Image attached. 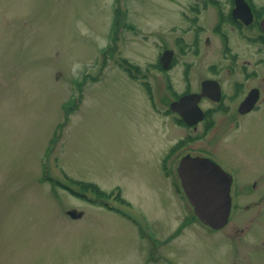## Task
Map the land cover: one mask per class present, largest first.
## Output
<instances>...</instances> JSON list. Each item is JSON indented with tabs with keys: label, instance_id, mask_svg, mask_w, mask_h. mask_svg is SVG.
I'll use <instances>...</instances> for the list:
<instances>
[{
	"label": "rangeland",
	"instance_id": "1",
	"mask_svg": "<svg viewBox=\"0 0 264 264\" xmlns=\"http://www.w3.org/2000/svg\"><path fill=\"white\" fill-rule=\"evenodd\" d=\"M215 11L213 0H0V264H264V104L208 135L169 109L187 81L227 78L231 51H258L257 28L214 34ZM166 48L176 62L161 71ZM212 145L238 195L220 230L192 218L176 171Z\"/></svg>",
	"mask_w": 264,
	"mask_h": 264
},
{
	"label": "flooded vegetation",
	"instance_id": "2",
	"mask_svg": "<svg viewBox=\"0 0 264 264\" xmlns=\"http://www.w3.org/2000/svg\"><path fill=\"white\" fill-rule=\"evenodd\" d=\"M248 1L254 15L253 20L249 22H245V19L242 17L234 15L233 9L236 0H229L227 9L220 7V3H218L219 5L214 3L217 8V11L214 13V24L216 27L212 32L214 34H226V28L229 25L233 31H239V29L255 30L254 28H257L261 33L260 21L264 17V14L259 17L256 10L260 7H257L252 0ZM260 33L257 32L255 35H249L251 36V42L249 43L258 50L251 53V58L246 57L245 54L232 53L231 51L227 72L225 73L227 78L220 77L217 71H211L210 77H206L200 81L199 85H196L194 88L189 87L190 81H187V84H189L188 87L183 92L175 95L173 99H179L187 93L200 92L202 91L204 81H216L218 83L213 85L212 82H208L206 85L208 94L204 95L199 101L200 106L205 111V116L196 125L189 126L190 129L197 131L199 124L204 123L203 125L206 129L205 134L208 135L214 130L216 131L219 124H224L225 126L228 121L233 123L231 126L239 127V122H243L245 117L250 116L263 106L264 72L261 71L260 66L264 63V56L260 55V47L262 45L264 46V31L262 30L263 35ZM173 52V58L170 61L171 68L169 70L172 69L176 62L174 49ZM250 100L253 101L251 106ZM181 121L183 120L181 119ZM207 151V156H210L232 175V199L238 197L237 193L235 194L233 190L236 176L227 168L229 166L224 160L221 162L218 156V153L221 151H218L213 145ZM230 158L236 157L231 155ZM250 183V191L259 189L258 179H254Z\"/></svg>",
	"mask_w": 264,
	"mask_h": 264
},
{
	"label": "water",
	"instance_id": "3",
	"mask_svg": "<svg viewBox=\"0 0 264 264\" xmlns=\"http://www.w3.org/2000/svg\"><path fill=\"white\" fill-rule=\"evenodd\" d=\"M233 13L245 19V22L252 21L254 17L251 6L246 0H236ZM260 25L264 30V17ZM172 57L173 51L166 49L161 56L165 67L169 66ZM208 82H212L213 85L218 84L216 81ZM208 82H203L201 92L189 93L171 102L170 108L179 112L189 123H196L204 114L199 101L202 96L208 94L206 86ZM252 104L253 101L250 100V106ZM177 171L184 193L198 219L213 229L226 225L232 207L230 175L209 158L190 154L181 158ZM69 214L74 218L79 216L74 210H70Z\"/></svg>",
	"mask_w": 264,
	"mask_h": 264
},
{
	"label": "trees",
	"instance_id": "4",
	"mask_svg": "<svg viewBox=\"0 0 264 264\" xmlns=\"http://www.w3.org/2000/svg\"><path fill=\"white\" fill-rule=\"evenodd\" d=\"M213 2L215 3V1L213 0ZM256 12H257V14H258V16L260 17L261 15H263L264 14V7H261V8H257V10H256ZM115 33L112 35V37L114 38L115 37ZM107 51V50H106ZM45 174L46 175H48V172H47V169H45ZM46 180H48V181H52V179L51 178H48V179H46ZM73 180V182H75V183H78L79 184V187L80 188H82V189H85V190H92V191H94V193L95 194H97V196H101V197H104V198H106V197H110L111 196V193H106L105 191H102L101 189H100V187L96 184V183H93V182H90V181H82V180H79V179H72ZM54 185H56V186H60V187H62V188H67L68 190H70L71 192H73L74 194H76L77 196H81V197H85L86 198V196L85 195H83L81 192H79V191H75L72 187H70V186H68V185H65V184H62L60 181H56L55 183H54ZM68 186V187H67ZM112 194H113V192H112ZM119 198L121 197L120 196V193H118V195H117ZM92 202H95V203H97V204H101V205H104V206H106V207H108V208H110V209H115V207H113V206H111L108 202H103L102 200H98V199H90ZM192 218H195V216H193ZM185 225H181L180 226V228L178 229V231L175 233L174 232V234H177L180 230H181V228H183Z\"/></svg>",
	"mask_w": 264,
	"mask_h": 264
}]
</instances>
